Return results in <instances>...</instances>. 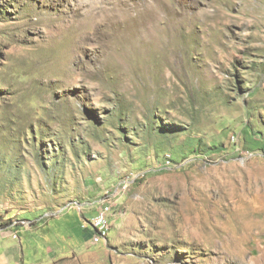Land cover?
<instances>
[{"label":"rangeland","instance_id":"rangeland-1","mask_svg":"<svg viewBox=\"0 0 264 264\" xmlns=\"http://www.w3.org/2000/svg\"><path fill=\"white\" fill-rule=\"evenodd\" d=\"M263 148L264 0H0L1 263L264 264Z\"/></svg>","mask_w":264,"mask_h":264},{"label":"bare ground","instance_id":"bare-ground-1","mask_svg":"<svg viewBox=\"0 0 264 264\" xmlns=\"http://www.w3.org/2000/svg\"><path fill=\"white\" fill-rule=\"evenodd\" d=\"M126 7H124V4L121 6V11H131L132 9H134L136 6H128L125 5ZM148 18V17H147ZM146 23V18H142L140 21V24L143 26ZM122 186L118 187V189H116V192H118L119 189H121ZM124 189L120 190L118 192V195L123 193L124 190H126L128 187L125 185L123 186ZM110 199L108 201H104L102 203H100L99 207H100V211L97 214L96 218L93 219L92 221V226L94 227L96 234L94 236V238H97L96 241H94L95 243H98L101 241V239L106 238L108 233H109V226L108 225V215L111 212L112 209V204H110ZM111 215V214H110ZM108 217V218H107ZM99 235V238H98ZM105 241V239H104Z\"/></svg>","mask_w":264,"mask_h":264},{"label":"crops","instance_id":"crops-1","mask_svg":"<svg viewBox=\"0 0 264 264\" xmlns=\"http://www.w3.org/2000/svg\"><path fill=\"white\" fill-rule=\"evenodd\" d=\"M95 215H97V212H96V211H94V216H95ZM89 219H90V220H93L94 218L92 219V217H89ZM89 219H88V220H89ZM89 224H91V223H89ZM90 227H91V226H90ZM87 230H88V229H87ZM3 231H4V230L0 231V235H3V234H4ZM88 232H89L88 235L90 236V239H91L90 242H91V241H92V237L94 238V236H95L93 227H91V230L89 229ZM30 233H31V232H30ZM93 235H94V236H93ZM12 238H13L14 240H20V237H19V235H18V232H13V233H12ZM23 259H25V256H24V255H23ZM49 259H50V260H54L55 258H52V257H50V258H48V259L45 258L44 261H45V260L48 261ZM0 264H8V260H7V261H3L2 263L0 262ZM17 264H20V263L18 262ZM65 264H66V262H65Z\"/></svg>","mask_w":264,"mask_h":264},{"label":"trees","instance_id":"trees-1","mask_svg":"<svg viewBox=\"0 0 264 264\" xmlns=\"http://www.w3.org/2000/svg\"><path fill=\"white\" fill-rule=\"evenodd\" d=\"M242 134H244V131L242 132ZM248 138H249V135H248ZM243 140L246 142V141H247V137H246V138L244 137ZM256 144H259V143H256ZM256 144H255V145H256ZM253 150L255 151L256 149H253ZM257 150H260V149H257ZM261 151L264 152V148L261 149ZM11 226H12V225H11ZM11 226H10V224H8V225H6L5 227H1L0 230L10 228Z\"/></svg>","mask_w":264,"mask_h":264},{"label":"built area","instance_id":"built-area-1","mask_svg":"<svg viewBox=\"0 0 264 264\" xmlns=\"http://www.w3.org/2000/svg\"><path fill=\"white\" fill-rule=\"evenodd\" d=\"M171 165H167L166 167H170ZM113 193H116V189L113 191ZM99 238V235H98ZM97 238H92V242L96 241Z\"/></svg>","mask_w":264,"mask_h":264}]
</instances>
